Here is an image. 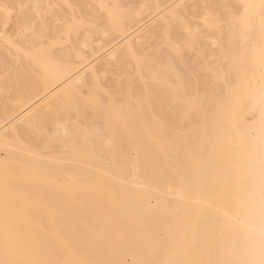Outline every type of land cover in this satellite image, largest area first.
<instances>
[{
	"label": "bare ground",
	"instance_id": "1",
	"mask_svg": "<svg viewBox=\"0 0 264 264\" xmlns=\"http://www.w3.org/2000/svg\"><path fill=\"white\" fill-rule=\"evenodd\" d=\"M0 264H264V0H0Z\"/></svg>",
	"mask_w": 264,
	"mask_h": 264
}]
</instances>
